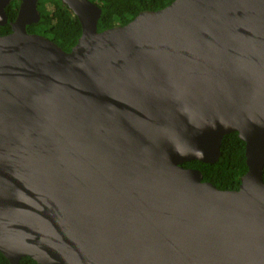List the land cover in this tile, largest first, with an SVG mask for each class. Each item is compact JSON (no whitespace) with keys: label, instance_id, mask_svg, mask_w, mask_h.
Segmentation results:
<instances>
[{"label":"water","instance_id":"1","mask_svg":"<svg viewBox=\"0 0 264 264\" xmlns=\"http://www.w3.org/2000/svg\"><path fill=\"white\" fill-rule=\"evenodd\" d=\"M70 51L30 33L21 0L0 34V251L10 264H264V0H173L99 30L61 0ZM0 0V26L8 23ZM238 189L203 180L225 135Z\"/></svg>","mask_w":264,"mask_h":264},{"label":"trees","instance_id":"2","mask_svg":"<svg viewBox=\"0 0 264 264\" xmlns=\"http://www.w3.org/2000/svg\"><path fill=\"white\" fill-rule=\"evenodd\" d=\"M102 9L98 21L99 30L115 25H125L134 19L141 11L158 10L169 5L173 0H91ZM9 22L17 17L13 12V4L7 9ZM42 19L38 24L27 26L29 32H39L54 40L64 50L70 51L82 34V26L71 9L61 0H44L42 3ZM0 26V34L11 30L10 23ZM246 144L237 132L224 136L221 145V157L213 163H204L198 160L184 165L198 168L203 173V180L209 181L221 189H238L241 177L248 167L245 156ZM0 264H10L9 260L0 251ZM19 264H39L31 257H23Z\"/></svg>","mask_w":264,"mask_h":264},{"label":"flooded vegetation","instance_id":"3","mask_svg":"<svg viewBox=\"0 0 264 264\" xmlns=\"http://www.w3.org/2000/svg\"><path fill=\"white\" fill-rule=\"evenodd\" d=\"M43 1L44 0H39V2H38V9H39V11H40V13H41V11H42V3H43ZM13 4V12H16L17 14H18V11H19V8H20V5H21V0H12V2L10 3V5H12ZM9 5V6H10ZM9 6L7 7V9L9 8ZM16 19V18H15ZM14 19V20H15ZM41 19H42V13H41ZM40 19V20H41ZM13 20V21H14ZM8 22H9V20H8ZM11 20H10V24H11ZM40 22V21H39ZM38 22V23H39ZM38 23H33V24H38ZM12 32V28H11V30L9 31V32H7V33H4V34H2V35H7V34H9V33H11ZM29 32V31H28ZM30 33H39V32H30ZM39 34H41V33H39ZM42 35H44V34H42Z\"/></svg>","mask_w":264,"mask_h":264}]
</instances>
